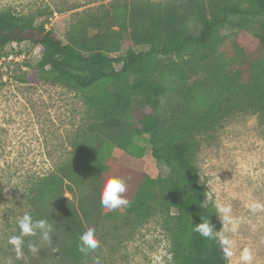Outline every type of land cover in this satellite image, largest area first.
Masks as SVG:
<instances>
[{
    "label": "trees",
    "instance_id": "1",
    "mask_svg": "<svg viewBox=\"0 0 264 264\" xmlns=\"http://www.w3.org/2000/svg\"><path fill=\"white\" fill-rule=\"evenodd\" d=\"M103 6L71 25L67 43L48 26L45 11L0 10V59L20 55L22 42L38 45L36 72L24 82L49 79L84 92L87 105V126L71 142L69 157L49 171L32 172L0 207V264H94L97 249L85 254L78 248L85 229L95 228L101 238L172 210L173 264H228L219 243L194 231L208 218L221 228L194 162L197 134L236 112L264 119V22L256 23L264 0H112ZM231 18L238 19L239 32L220 35ZM122 31L134 46L147 48L130 46L112 56ZM172 56L176 62L164 72L162 60ZM137 97L143 106L134 105ZM147 146L169 167L166 176L127 167L113 153L142 158ZM110 177L125 179L130 206L110 211L100 205ZM25 212L48 219L54 233L37 254L28 248L36 237H25L24 257L16 260L7 241L18 234Z\"/></svg>",
    "mask_w": 264,
    "mask_h": 264
},
{
    "label": "rangeland",
    "instance_id": "2",
    "mask_svg": "<svg viewBox=\"0 0 264 264\" xmlns=\"http://www.w3.org/2000/svg\"><path fill=\"white\" fill-rule=\"evenodd\" d=\"M112 0H0V10L7 8L23 14L49 13L48 26L53 27L63 43L68 42L71 25L79 17L97 13ZM131 1V0H128ZM162 2L165 0H151ZM74 8V9H73ZM52 13V14H51ZM238 19L231 18L219 34L238 33ZM264 22V16L256 23ZM115 31L119 26H113ZM90 31L88 34H92ZM121 55L134 46L128 32L122 31ZM229 43L226 44L228 49ZM21 60H4L0 64V207L12 198V188L26 183L32 172L44 173L66 160L71 142L87 126V105L84 92L71 89L49 79L24 82L36 72L39 59L37 45L22 42L17 45ZM25 63H24V62ZM175 57L162 60L164 72L175 64ZM26 65V66H25ZM136 107L144 100L133 99ZM198 147L194 162L199 181L205 188L206 201L231 205V215L237 221L236 231L221 223V231L235 241L234 255L228 264H239L238 257L244 247L254 254L253 264H264V207L253 210L252 205H264V119L254 112H236L225 118L216 128L197 134ZM117 160L130 168L146 172L152 177L166 176L169 167L151 156L147 146L142 158H133L113 151ZM216 208V207H215ZM172 210L166 217L156 213L147 222L133 228L106 233L97 238L100 248L97 257L101 264H173L170 253L169 225Z\"/></svg>",
    "mask_w": 264,
    "mask_h": 264
},
{
    "label": "clouds",
    "instance_id": "3",
    "mask_svg": "<svg viewBox=\"0 0 264 264\" xmlns=\"http://www.w3.org/2000/svg\"><path fill=\"white\" fill-rule=\"evenodd\" d=\"M126 181L121 177H110L102 185L99 192V203L103 208L110 211H115L121 207L130 206V201L123 195L127 192ZM22 192V191H20ZM23 193V192H22ZM51 207V206H50ZM216 214L223 220L225 225H231V228H225L224 231H236L237 221L231 215V205L224 204L220 201L216 202ZM253 210L264 207V205L254 204ZM52 212L55 209L52 208ZM18 234L12 235L8 238L7 243L12 246L15 253V259L21 260L24 257L25 237H36L30 244H28L29 251L37 254L40 251L41 243L51 244L54 225L48 219H35L30 213L25 212L17 221ZM194 231L200 236L214 240L223 249L227 257L234 255L235 241L224 234L220 229H214L212 223L208 219H201V222L194 226ZM78 248L81 253H89L100 248V241L96 236L95 228L88 227L78 237ZM35 242V243H34ZM254 254L248 247H244L239 254V264H253ZM94 264H101L99 257L93 258ZM8 264H12L9 260Z\"/></svg>",
    "mask_w": 264,
    "mask_h": 264
},
{
    "label": "built area",
    "instance_id": "4",
    "mask_svg": "<svg viewBox=\"0 0 264 264\" xmlns=\"http://www.w3.org/2000/svg\"><path fill=\"white\" fill-rule=\"evenodd\" d=\"M37 47H38V49L40 50V47L37 45ZM23 57H22V55L20 54V55H15V56H13V55H9L8 57H6V58H2V59H0V64L4 61V60H6V59H8V60H16V61H18V60H21ZM24 62V61H23Z\"/></svg>",
    "mask_w": 264,
    "mask_h": 264
}]
</instances>
